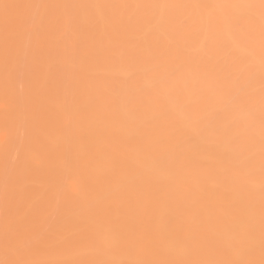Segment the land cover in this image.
Here are the masks:
<instances>
[{
  "label": "bare ground",
  "instance_id": "obj_1",
  "mask_svg": "<svg viewBox=\"0 0 264 264\" xmlns=\"http://www.w3.org/2000/svg\"><path fill=\"white\" fill-rule=\"evenodd\" d=\"M0 264H264V0H0Z\"/></svg>",
  "mask_w": 264,
  "mask_h": 264
}]
</instances>
